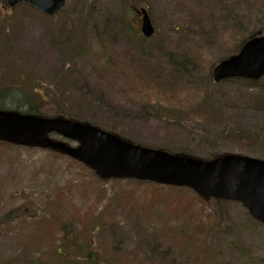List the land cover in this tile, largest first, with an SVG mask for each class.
<instances>
[{
	"label": "rangeland",
	"instance_id": "374dc122",
	"mask_svg": "<svg viewBox=\"0 0 264 264\" xmlns=\"http://www.w3.org/2000/svg\"><path fill=\"white\" fill-rule=\"evenodd\" d=\"M136 7L152 18L150 39L141 35ZM259 31L264 0H67L56 17L0 0V84L43 94L44 101L33 97L42 116L69 115L138 145L202 159L212 151L264 160V77L216 83L212 76L217 62ZM93 172L51 149L0 142V264H193L191 244L201 264H264V224L242 204L228 205L230 227L209 239L207 259L205 237L186 230L211 204L189 189L166 187L154 208L148 184L108 182ZM68 186V202H56L75 207L63 227L74 224L86 236L75 242L60 231V207L46 206ZM106 191L100 209L112 204L107 222L84 229L75 212L85 214ZM38 220L50 226L52 243L43 232L35 235Z\"/></svg>",
	"mask_w": 264,
	"mask_h": 264
},
{
	"label": "water",
	"instance_id": "95a60500",
	"mask_svg": "<svg viewBox=\"0 0 264 264\" xmlns=\"http://www.w3.org/2000/svg\"><path fill=\"white\" fill-rule=\"evenodd\" d=\"M29 2L39 10L56 15L66 0H7L13 7ZM142 31L154 33L144 11ZM264 75V35H252L239 54L220 62L214 78L258 79ZM57 132L77 140L73 147L50 138ZM0 140L65 152L94 169L102 178H137L168 185L189 186L208 199L239 201L251 215L264 223V160L228 154L213 160L173 155L127 142L115 134L65 118H47L0 110Z\"/></svg>",
	"mask_w": 264,
	"mask_h": 264
},
{
	"label": "trees",
	"instance_id": "16d2710c",
	"mask_svg": "<svg viewBox=\"0 0 264 264\" xmlns=\"http://www.w3.org/2000/svg\"><path fill=\"white\" fill-rule=\"evenodd\" d=\"M4 1V0H1ZM245 40V39H244ZM243 40V41H244ZM242 41V42H243ZM241 42V44H242ZM241 44L237 47L240 48ZM146 90L151 91L153 90V86L150 85V83L145 82V87ZM37 97L40 101H44L46 99V97L43 94H39V96L36 94V90L33 88H29V87H20L14 84H10L7 82H3L0 84V108L1 109H10V110H14V111H18V112H23V113H28V114H39V103L40 101L38 100H33V97ZM67 117H70L69 115H65ZM57 152V151H56ZM62 154L61 152H57ZM214 156V152H210L209 156H207V158H211ZM74 162H77L78 164L82 165L84 168L90 170L87 166H85L84 164L73 160ZM91 171V170H90ZM93 174L96 175V173L93 172ZM97 176V175H96ZM143 183V182H141ZM146 184L149 185L150 188H152L151 193L152 195L149 196V199L152 200V206L154 208L157 207V205L163 201L164 196H162L160 194L161 192V188L160 185L157 183H151V182H144ZM86 184H83V188H86ZM59 191H57L56 193V198L54 200H51L47 203V206L50 208H54V207H60L62 206L61 204L59 205V201L56 202V200H66L67 199L64 197V191H69L71 190L70 186L68 187H64V188H60L58 189ZM108 192H103L102 193V197L99 198V202L98 203H94L93 206L94 207H90V209L85 213V214H80L78 211L75 212L74 217L76 218V220L78 222H80L81 224L84 225V229L85 228H95V230L99 229L103 223V221H106L104 219V214L108 215L110 213L109 208H111L112 204H106L104 206V210H101L100 207L103 205L104 201H108ZM196 194V193H195ZM200 200H202L203 202H208L209 204H211V207H208L205 209V212L202 216H194L192 218L193 223L191 224L192 226V231H190L187 227V233L191 236L196 235L198 233L202 234L205 237V251H206V258L208 259L210 256V247L208 246V241L209 239L215 236V235H219L221 233L224 232V230L228 229L230 227V222H231V217L229 215L226 214V211L228 209V205H230L231 203L225 200H220V199H204L202 197H200L198 194H196ZM68 202V201H67ZM213 204V205H212ZM146 208V207H145ZM69 209H75V207H73V205L71 204L70 206H68V208H61L60 207V231L63 230L64 235L71 237L73 236L70 241H72L74 239V242L77 240V238H83L86 239V236L83 234L82 231H76L73 227L74 224H71L70 226H66L67 227V231L66 229H64V221L66 220V218L68 217V210ZM113 210V209H112ZM56 219H58V215H56ZM41 218V216H40ZM111 221H113V217H108ZM47 223L48 222H53V220L50 218V216L47 215V217L45 218ZM187 219V217H186ZM43 221L42 220H38V221H34L33 224H35L36 228L34 229V231L36 232L35 235H38V233L43 232L44 234H47L46 232H48V229L50 226H46L45 223L42 225ZM110 222V221H108ZM114 223V222H112ZM49 224V223H48ZM50 225V224H49ZM188 225V222H187ZM24 231L26 232L28 237L30 236V230L31 228H23ZM26 229V230H25ZM177 229V227H173L172 229H170L169 231H173ZM180 230V229H178ZM29 232V233H28ZM146 231L143 234L146 238L150 239L149 237H153V235H146ZM53 235V234H52ZM47 238H48V234H47ZM142 239V238H141ZM49 242L52 243V239H49ZM175 240V239H174ZM41 245L43 244L42 242H39ZM145 243V246H147L150 241H143L142 240V244ZM175 246L177 248L182 247V243H179V240L175 241ZM146 249V247H145ZM187 246L183 247L182 249H179L176 254L179 253H183L184 251H186ZM188 251L190 252V256L191 258H193V264H201L200 262H196L195 260L197 259L198 256L195 255V250H194V246L193 244H191L188 247ZM202 251L199 246L196 247V252H200ZM152 252V250H151ZM57 255L58 253L55 252ZM166 255L165 258H168L169 255V249L167 248L166 250ZM91 254H88V256H90ZM59 256V255H58ZM87 256V257H88Z\"/></svg>",
	"mask_w": 264,
	"mask_h": 264
},
{
	"label": "flooded vegetation",
	"instance_id": "af4514ba",
	"mask_svg": "<svg viewBox=\"0 0 264 264\" xmlns=\"http://www.w3.org/2000/svg\"><path fill=\"white\" fill-rule=\"evenodd\" d=\"M137 15H138V18H139V19H138V22H139V20H141V19H140V14L137 13ZM139 27H140V22H139Z\"/></svg>",
	"mask_w": 264,
	"mask_h": 264
}]
</instances>
